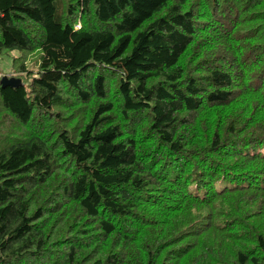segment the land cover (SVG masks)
<instances>
[{
    "label": "trees",
    "instance_id": "trees-1",
    "mask_svg": "<svg viewBox=\"0 0 264 264\" xmlns=\"http://www.w3.org/2000/svg\"><path fill=\"white\" fill-rule=\"evenodd\" d=\"M12 50L0 264H264V0H0Z\"/></svg>",
    "mask_w": 264,
    "mask_h": 264
},
{
    "label": "rangeland",
    "instance_id": "rangeland-1",
    "mask_svg": "<svg viewBox=\"0 0 264 264\" xmlns=\"http://www.w3.org/2000/svg\"><path fill=\"white\" fill-rule=\"evenodd\" d=\"M19 55V50H12L9 53L0 52V76L14 75L13 73V61L16 56ZM43 51H35L30 53L27 57V66L33 73H37L40 64L42 63Z\"/></svg>",
    "mask_w": 264,
    "mask_h": 264
},
{
    "label": "water",
    "instance_id": "water-1",
    "mask_svg": "<svg viewBox=\"0 0 264 264\" xmlns=\"http://www.w3.org/2000/svg\"><path fill=\"white\" fill-rule=\"evenodd\" d=\"M0 82L3 87H7V86L18 87L22 85V80L20 78L15 76H8V75L2 76Z\"/></svg>",
    "mask_w": 264,
    "mask_h": 264
}]
</instances>
